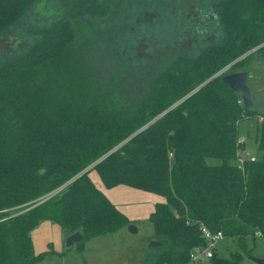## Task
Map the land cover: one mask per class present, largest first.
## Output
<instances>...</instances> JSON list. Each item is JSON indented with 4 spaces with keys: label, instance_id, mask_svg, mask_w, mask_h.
<instances>
[{
    "label": "trees",
    "instance_id": "obj_1",
    "mask_svg": "<svg viewBox=\"0 0 264 264\" xmlns=\"http://www.w3.org/2000/svg\"><path fill=\"white\" fill-rule=\"evenodd\" d=\"M40 1L0 0V37ZM110 2L65 0V14L0 62V264L50 253L33 252L30 236L44 220L79 231V250L132 222L94 184L93 170L106 188L162 197L147 217L160 244L144 264H190V251L206 243L202 226L234 237L238 249L195 264H240L247 239L264 236V116L255 158L237 167L238 123L255 113L222 73L212 75L235 60L225 72L247 70L264 54V0H216L223 36L193 56L172 53L142 91L123 98L86 78L75 49L76 15L103 14Z\"/></svg>",
    "mask_w": 264,
    "mask_h": 264
},
{
    "label": "rangeland",
    "instance_id": "obj_2",
    "mask_svg": "<svg viewBox=\"0 0 264 264\" xmlns=\"http://www.w3.org/2000/svg\"><path fill=\"white\" fill-rule=\"evenodd\" d=\"M215 1L111 0L103 14L76 15L75 49L84 60L86 78L94 81L97 89L107 87L120 98L128 96L131 88L142 91L148 76L155 73L172 53L193 56L223 36ZM67 7L65 0H41L33 4L1 35L0 62L21 53L35 38L34 32L65 14ZM247 71L255 115L242 118L238 130L244 143L240 151L254 154L258 127L264 116V54L249 61ZM205 160L214 165L222 162L221 158L212 156ZM92 176L97 187L104 189L95 171ZM119 189L110 187L104 192L130 214L136 203L148 204L152 195L157 196L150 192L151 196L146 199L115 195ZM158 197L162 199L160 195ZM134 222L136 232L129 231L126 225L115 233L86 240L82 250L74 246L66 251L64 230L51 221H41L30 231L33 252H51L35 264H144V259L152 253L151 225L147 218ZM214 248L219 256L229 257L238 246L234 237L223 236ZM246 248L247 251L241 250L240 264H257L251 257L264 258V236L256 234L253 240L247 239Z\"/></svg>",
    "mask_w": 264,
    "mask_h": 264
},
{
    "label": "water",
    "instance_id": "obj_3",
    "mask_svg": "<svg viewBox=\"0 0 264 264\" xmlns=\"http://www.w3.org/2000/svg\"><path fill=\"white\" fill-rule=\"evenodd\" d=\"M263 44L264 43H262L261 45ZM257 47L252 48L250 51L255 50ZM235 61H232L229 64H227V66L223 70L218 71L217 73L212 75V77L222 73L221 75L222 81L225 84H227L230 87V89H232L233 91L237 92L240 95V99H241L243 106L245 108H252L254 106V99H253L250 86L248 84V71L246 69H243V70L225 72ZM172 162L173 160L170 161V163ZM94 164L95 162L89 165L88 167H86L83 171L88 170ZM61 187H59V189ZM128 230L131 232H136L137 228L136 226L133 225V223H129ZM81 239H82V235L79 231H76L70 234H65L64 232V244H65L66 251H70ZM149 243L151 246H156L160 244V242L156 240H151ZM251 259L257 264H264V258L251 257Z\"/></svg>",
    "mask_w": 264,
    "mask_h": 264
},
{
    "label": "built area",
    "instance_id": "obj_4",
    "mask_svg": "<svg viewBox=\"0 0 264 264\" xmlns=\"http://www.w3.org/2000/svg\"><path fill=\"white\" fill-rule=\"evenodd\" d=\"M239 140L240 142L243 141L242 138H240ZM247 158L253 160L255 158V155L247 151L242 153L239 150L236 157L237 167H241L243 160ZM201 233L206 239V243L202 247H196L190 251V264L207 261L212 256L215 250V243L223 237V234L220 230L212 232L205 226L201 227Z\"/></svg>",
    "mask_w": 264,
    "mask_h": 264
},
{
    "label": "crops",
    "instance_id": "obj_5",
    "mask_svg": "<svg viewBox=\"0 0 264 264\" xmlns=\"http://www.w3.org/2000/svg\"><path fill=\"white\" fill-rule=\"evenodd\" d=\"M95 173H96V171H95ZM89 174H90V176H91V178H92V180L94 182V179H93V176H92V171ZM96 176H97L98 180L101 182V184L103 185V183L100 180V178H99L97 173H96ZM94 184H95V182H94ZM103 187H104V189H107L104 185H103ZM113 187H120L119 191L115 195H124V194H126V195L134 196L136 198L138 197L139 199H146V198L151 196V194H150L151 192L149 193L148 191H144V190H140V189L137 190V188H133V187H130V186H127V185H123V184H119V185H116V186H113ZM98 188H99V186H98ZM99 189H101L104 192V189H102V188H99ZM105 195L113 202V200L106 193H105ZM151 199L153 201V204H152V201H151V203L142 204V205H139L138 203H136V205L134 207H132V209L134 210V212L132 214H130L128 212V210H125V209L122 210L114 202L113 203L120 210H122L132 220L131 223H133L136 219H146L148 217V214L150 213V211H152V209L154 207V203L157 202V201H160L158 195L157 196L156 195H152ZM134 201L138 202V199H135Z\"/></svg>",
    "mask_w": 264,
    "mask_h": 264
}]
</instances>
